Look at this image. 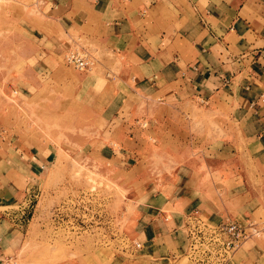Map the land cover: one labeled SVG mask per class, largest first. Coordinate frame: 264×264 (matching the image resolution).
Instances as JSON below:
<instances>
[{
	"label": "crops",
	"instance_id": "crops-1",
	"mask_svg": "<svg viewBox=\"0 0 264 264\" xmlns=\"http://www.w3.org/2000/svg\"><path fill=\"white\" fill-rule=\"evenodd\" d=\"M22 5L28 34L23 68L3 98L8 111L42 108V125L71 121L64 106L84 108L85 121L103 122L91 151L136 176L116 214L135 257L122 239L62 264H173L185 253L189 214L255 223L259 236L229 264H264V0ZM73 46L92 60L81 78L62 60ZM192 107L213 117L210 137L191 134L184 108ZM10 116L4 121L15 124ZM10 138L0 141V264L16 263L33 203L57 165L56 144L26 132Z\"/></svg>",
	"mask_w": 264,
	"mask_h": 264
},
{
	"label": "rangeland",
	"instance_id": "rangeland-1",
	"mask_svg": "<svg viewBox=\"0 0 264 264\" xmlns=\"http://www.w3.org/2000/svg\"><path fill=\"white\" fill-rule=\"evenodd\" d=\"M23 2L0 0V141L8 142L11 136L17 137L26 132L34 142H48L51 146L56 144L54 164L57 165L47 176L43 195L37 196L33 203L34 216L24 230L25 235L14 264H62L67 259L87 256L95 248L113 246L125 240L122 224L116 214L120 211L122 199L129 195L126 189L134 184L136 176L133 170L125 171V168L91 151V142L88 140L97 139L98 129L103 122L100 119L96 122L85 121L84 108L64 106L60 112L67 115L65 120L71 121L42 125L37 118L42 108H29L21 104L24 108L16 106L12 114L8 111L4 100L9 97L13 79L19 77L23 68V47L28 34L23 26ZM71 50L87 49L73 46L66 50L62 58L65 65L73 68L81 78L90 67L78 70L69 64L66 56ZM63 93L64 96L70 94L67 89ZM86 99L91 98L86 95L78 97L83 102H87ZM3 106L5 109L1 110ZM184 111L190 115L192 135L202 133L206 138L211 136L214 131L211 115H205L195 107L190 110L184 108ZM10 115H15L18 120L15 124L4 121L12 118ZM54 132H58L56 138L53 137ZM142 175L144 180L151 177L146 172ZM124 184L127 185L125 189L122 188ZM113 238L115 240H111ZM122 243V247L127 249L125 254L130 258L135 257L131 253L129 240ZM181 255L180 260L171 262L192 264L185 254ZM128 263L136 264L134 261Z\"/></svg>",
	"mask_w": 264,
	"mask_h": 264
},
{
	"label": "built area",
	"instance_id": "built-area-1",
	"mask_svg": "<svg viewBox=\"0 0 264 264\" xmlns=\"http://www.w3.org/2000/svg\"><path fill=\"white\" fill-rule=\"evenodd\" d=\"M66 60L78 70L87 69L92 64L85 50L69 51ZM259 233L260 228L253 222L229 219L212 224L197 214H189L186 217L184 254L192 264H229L236 250Z\"/></svg>",
	"mask_w": 264,
	"mask_h": 264
}]
</instances>
